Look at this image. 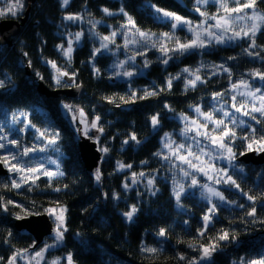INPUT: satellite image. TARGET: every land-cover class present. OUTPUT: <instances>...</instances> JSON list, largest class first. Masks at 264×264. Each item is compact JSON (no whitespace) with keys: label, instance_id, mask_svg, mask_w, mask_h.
Segmentation results:
<instances>
[{"label":"trees","instance_id":"trees-1","mask_svg":"<svg viewBox=\"0 0 264 264\" xmlns=\"http://www.w3.org/2000/svg\"><path fill=\"white\" fill-rule=\"evenodd\" d=\"M153 6L175 12L193 22L201 19L195 12V0H70L66 7L62 6V0H36L31 6L28 21L20 35L14 38L12 46L0 47V81L3 82L0 109L22 111L36 129L55 130L60 134L59 144L63 152L60 168L64 175L54 177L51 187L46 177H40L36 181L39 187H33L32 191H27V185L18 190L0 187V195L6 200L17 201L34 212H43L45 208L56 206L57 202L68 208V231L64 240L60 247L48 252L43 264L57 257L64 258L69 253L75 264H188V261L199 258L201 244L216 242L215 238L221 230L228 231L236 239L218 241L220 250L213 253L210 264H233L241 257L251 259L264 253V223L261 222L264 221V198H261L264 197V165L237 163L244 171L241 173L234 169L229 175L240 185V189L229 184L221 189L226 200L235 203L217 202L218 211L204 230L203 216L209 204L201 200L196 192H188L181 196L183 207H180L168 170L155 155L161 150L162 137L166 133H175L179 128L178 116L190 115L193 106L210 111L213 93L227 94L231 83L249 78L254 69L264 71V60L248 56L243 51L249 46L247 39L234 45H216L182 57L175 56L166 66L152 59L145 74L129 80H121L111 74V58L102 50L92 59L97 48L92 38H84L73 51L71 60L62 55L59 45L65 44L62 36L64 16L84 13L90 18L118 25L125 21V15L107 17L102 9L108 8L116 13L123 7L142 31L156 34L171 31L170 22L162 19ZM218 7L208 4L200 8L215 14ZM259 7L264 9V3ZM176 35L182 42L188 38L183 30L176 31ZM256 42L264 44V29L257 33ZM252 51H260L264 56V50L260 48ZM48 61H54L70 75L75 72L72 85H82L85 89L80 98L49 99L37 91L39 79L52 88H68L53 85L52 68ZM199 63L207 66L224 64L231 69V78L227 73L207 75L204 70L202 78L207 83H198L195 88L186 89L185 81L179 78L173 79L171 88L167 87L168 78L174 77L180 68H195ZM95 68L100 69V75L95 73ZM144 90H155L157 94L140 99ZM133 91L137 96L135 101L130 100ZM65 103L82 108L89 121L94 116L100 117L99 124L103 126L104 133H98V148L107 147L109 151L106 154L102 152L98 166L102 173L99 183L95 172H88L82 161L77 146L78 134L63 112L62 105ZM157 114L160 123L154 129L151 117ZM255 126L258 134L264 127ZM132 134L140 143L130 139ZM237 134H247V129H239ZM31 139V132L28 131L20 142L29 144ZM125 140L127 144L123 143ZM233 148L237 157L245 151L244 143L239 139ZM145 161L147 163H142ZM119 163L131 164L132 167L119 170ZM141 172L146 178L155 177L154 186H148L145 180L132 185V174ZM11 179L10 174L0 176V185L10 183ZM125 182L129 184L128 189L123 186ZM64 185L68 187L64 188ZM54 188L62 190L56 192ZM245 193L257 197L256 217L247 215L252 201ZM114 195H118L119 199H114ZM241 204L243 208L238 207ZM132 205L138 211L129 222L123 213L128 212ZM12 211L20 210L0 211V257H3L0 264H7L17 250L35 249L32 247L34 237L15 228L16 219ZM162 228L166 230L164 237L158 235ZM201 230H204L203 236L199 235ZM9 231L11 236H8ZM190 244L195 247H189ZM144 247L161 251L153 255L142 251ZM180 256L185 259H180Z\"/></svg>","mask_w":264,"mask_h":264},{"label":"snow or ice","instance_id":"snow-or-ice-1","mask_svg":"<svg viewBox=\"0 0 264 264\" xmlns=\"http://www.w3.org/2000/svg\"><path fill=\"white\" fill-rule=\"evenodd\" d=\"M217 4L218 10L215 14H209L206 10L201 11L200 5L207 6L209 3ZM264 3V0H195L196 12L199 13L202 19L199 23H194L192 20L187 19L183 16L178 15L175 12L167 11L163 8L155 7L156 13L160 14L162 19H166L170 22L171 31L162 32L159 34L152 33L150 31H142L139 27H137L136 22L133 20L131 16L128 15L123 9L120 8V12L125 15L127 18L126 23L120 25V28L125 29L126 31L122 33L124 35V44L117 45V50L120 47L124 49H128L130 44L144 46L150 45L152 48H156L160 51L164 57L162 59V63L167 65L168 61L172 59V56H169V52L174 54L183 55L185 53H189L196 49H202L207 47L209 43L213 41L216 44H226L235 40H243L247 39L249 41L248 48L243 49V51L248 56L260 57L261 60H264V56H261L260 51H252L253 49L260 48L264 50V44L258 45L256 42V36L258 32H261L264 29V9L260 8L259 5ZM69 4V0H62V6H67ZM231 5V6H230ZM24 0H13L11 4L7 6V12L13 16H16L20 11L24 9ZM102 11L106 15H114L108 8H103ZM221 11L224 13L221 15ZM5 14L4 9H0V16ZM67 20H82L83 17L81 15H69L65 17ZM215 21L214 24H209L208 21ZM91 23V21H90ZM176 29L187 30L191 33V38L185 39L183 42L180 37L176 35ZM213 29L219 30L213 31ZM231 32V35L228 33ZM83 33H76L75 40L78 42ZM117 36V32L114 30L109 35L103 36L100 38L101 43L98 48H95L93 51L92 59H95V55L101 53V50L111 51L109 48V44H115V37ZM138 37V39H137ZM207 38V39H206ZM171 42L173 44L172 47H169L168 44ZM73 41L69 40L68 45L65 48L63 44L59 45L60 50L63 52V55L71 60V53L73 52L72 47ZM138 54L143 55V52H139ZM27 55V53H25ZM228 59H236V57H228ZM135 56H129L124 61H119L113 65V68L124 69V66L128 64L130 61H134ZM29 63H31L29 61ZM51 64L52 68L55 70V83L57 86H73L67 82L62 84V77H69L70 80L74 81L75 72L71 75L66 70H62L57 66L54 61H48ZM149 61H144V67L149 66ZM204 67L202 64L200 67L195 70L185 68L182 70L181 74H178L175 77H169L167 80V87H172L173 79H179L180 75L183 73H188V77H186L185 88H195L197 83H207V80L202 78L200 73V68ZM217 70L222 69L223 73H227L229 78H231V69L226 67L224 64L213 65ZM95 73L100 75V69L95 68ZM135 73L132 71H122L115 72L114 75H123L126 77H132ZM217 72H213L212 75H216ZM249 75L260 81H264V71H260L259 69L252 70ZM42 78V77H41ZM78 87V85H76ZM0 87H3V82L0 81ZM228 91V90H226ZM230 91L235 93L231 95V107L235 109V113H241L244 117H249L251 121H254V124L248 123V121L244 119H239L234 112L227 110L224 106V103L221 102L219 107L213 106L212 111L204 112L199 106H193L196 113L200 116H203L204 122L200 123L197 119H190L187 116L181 114V119L185 121V126L181 129L180 135L184 136L186 139H191L195 142L198 152L193 151L191 146L186 148L185 143L177 144L174 140H172L171 134H165V142L163 147L168 150L169 155H164L163 151L156 153L155 155L162 157L164 160H171L173 157L179 161L182 165H187V167H181L179 170L183 173L185 178H190L188 183L189 188H197L199 187L201 191V195L205 200H207L211 207L207 209L206 214L203 216L204 226L203 229L206 230L208 225L212 222L213 217L218 211L217 203L212 202V198L215 197L218 202L232 204L234 201L226 200L223 192H221L216 187L209 185L207 183H201L197 177V173L201 174L204 177H207L208 180L213 181L214 184L225 183L231 186H234L236 189H240V185L232 178V176L228 175L227 169L221 167L219 169H215V162L217 160L225 161L227 168L235 169L239 172H243V167L234 164V161L237 158L236 152L233 151V145L237 139L241 140L244 143L245 151L240 152V156H244L249 152H255L257 154L264 153V127H261L258 130L255 125H264V85L259 87H255L253 84V80L240 79L237 83H231ZM157 92L155 90L149 91L144 90V95L139 97L140 99H146L149 96L156 95ZM237 95L240 97H244L241 99L239 103H237ZM225 96L224 92L213 93V100L223 101V97ZM124 100L123 97L120 98ZM137 99L136 92L133 91L130 96L131 101H135ZM128 103L129 101H124ZM250 109L246 110L249 108ZM62 107L66 110L67 113L71 114V119L73 122H77L79 125L83 127H77L76 131L82 133L85 137L89 136V132L95 130L96 132L103 134L104 128L100 126L99 116H94L91 121L88 120L86 113L82 108H76L70 104H63ZM167 107V106H166ZM171 110V109H170ZM221 113V118L216 117V113ZM256 113L259 116L255 115ZM21 115L26 116L25 113H21ZM227 119V123L225 122ZM13 122H17L15 114H13ZM160 121L157 115H153L151 117V124L153 128H157ZM209 124L213 125L211 129H209ZM26 127H35L34 125H26ZM247 129V134L238 136L237 129ZM39 133L38 139L42 138L47 140V146H54L57 144L59 139V132L49 129H44L43 131L37 129ZM201 137L210 142L211 145H214V149L209 151H205L204 147L200 146L201 141L197 138ZM93 139V137H89ZM130 139L136 141V143H140L136 139L135 134L130 136ZM7 140L6 135H0V141ZM94 140L97 144L100 143V137L95 136ZM127 144L128 141L125 140L123 142ZM9 145H14L16 148H20L21 145L17 140H7V143L0 142V150L7 149ZM175 145V147H173ZM45 148H35V147H27L24 146L21 151L14 152L8 151L5 155L0 156V163L4 165L5 168L8 169L9 172L18 174V178H14L10 180V183L0 185V187L8 190L12 189H20L27 185V191H32L33 187H39L36 184V181L40 178L41 175L48 177L49 179V187H51V180L56 176H63V171L59 170V164L55 160H49L48 163L56 164L57 171H52L50 169L44 168L43 166H33L31 163L26 162L23 158L27 157L29 153L35 151H44ZM54 151H58V148H53ZM103 153H108L109 149L107 147H101L99 149ZM183 150V151H182ZM186 153V154H185ZM202 157H207V160L202 159ZM15 161V163H12ZM142 163H147L142 162ZM131 168L132 165H124L122 163L118 164V169L123 170L124 168ZM215 170L217 175H209L210 170ZM95 179L97 183L100 182L102 173L99 168L95 171ZM144 177L145 173L141 172L139 174H132V184H136L137 176ZM221 176L225 177V179L221 180ZM155 177L147 179L148 186H154ZM173 184L176 185L174 188L175 199L180 207H183L180 204L181 196L185 193L184 185L173 179ZM125 189L129 188V184L125 182L123 185ZM68 185H64V188H67ZM56 192H60L61 188H54ZM241 191H243L241 189ZM155 194V191L152 193ZM107 195V194H105ZM247 199L252 201V206L250 210L247 211V215L251 217H256L257 209L255 207V201L257 199L256 196L248 195L245 193ZM114 199H119L118 195H114ZM264 198V197H261ZM35 204V201L32 202ZM238 207L243 208L244 205H238ZM11 209H19L20 211H12L11 214L17 221H23L29 219L33 216H41L46 214L53 221V240L54 243L46 244L39 251L35 252L31 256H26L28 253V249L17 250L14 254L9 257L7 264H17L18 259H25L26 264H32L33 261L36 264H41V261L44 260V253H46L50 248H54L61 244L64 240L65 233L68 231L67 228V213L68 208L66 206L60 205L59 202L56 203V206L45 208L43 212H34L17 201L11 199H5L4 196L0 195V211L4 213H9ZM138 211L135 205H132L131 209L128 212L123 213L126 219L131 222L133 216ZM264 223V221H261ZM204 230L199 232L200 236L204 235ZM11 231L8 232V236H11ZM159 236L164 237L166 235L165 229H160ZM235 240L236 237L234 235L230 236L228 231L221 230V233L215 238L216 242H210L207 244H201L199 246V252L201 253L198 259H193L188 261V264H201V262H207L210 264L212 261L213 253L220 250V246L218 241H227V240ZM32 247H35L33 244ZM189 247H195L190 244ZM142 251L155 255L157 252L161 251V249H157L154 247H144ZM65 261V264H75L73 260V256L69 253L66 257L60 258L57 257L48 262V264H61V260ZM180 259H185L184 256H180ZM0 260H3V257H0ZM233 264H264V253L259 254L255 258L246 259L245 257H241L239 261H234Z\"/></svg>","mask_w":264,"mask_h":264},{"label":"rangeland","instance_id":"rangeland-1","mask_svg":"<svg viewBox=\"0 0 264 264\" xmlns=\"http://www.w3.org/2000/svg\"><path fill=\"white\" fill-rule=\"evenodd\" d=\"M12 2H13V0H0V9H4L5 10V14L0 16V20L4 19V18H14L15 19V18H18L20 16H23V14H24L27 6H28V0H24V5H25L24 9L22 11H20L16 16H13L10 13L7 12V6L9 4H11ZM209 4H215V3H211L210 2ZM203 6L204 5H200V7H203ZM196 13L198 14V16H200L198 12H196ZM118 14H121V12L119 11V12L114 13V15H118ZM223 14L224 13H222L221 15H223ZM76 15H81L83 17V19L82 20H67L65 17H67L69 15H66V16L63 17V21H62V25H63L62 26V28H63L62 36H63V38L65 40V44H64L65 48L68 45V41L72 40L73 41L72 47H73V51H74L76 49V47H79L82 44V42H83L85 37L92 38L96 42L97 48H98L100 46V43H101L100 38L103 37V36L109 35L112 31L115 30L117 32V36L114 38L116 43L115 44H109V48L111 49V51L102 50V52L105 55H107V56H109L111 58L110 68L113 70L112 73H111L113 75H114L115 72H122V71L127 70V71L134 72L135 74L132 77H136L138 75L145 74V72H146V70L148 68V67H144V61L145 60H147V61H149L151 63L152 59L153 60L156 59V60L162 61V59L166 58V57L163 56V54L160 51H158L156 48H152L150 45L144 46L143 44H140V45L130 44L128 49H124L123 47H120L117 50V45H121L122 46L124 44V35L122 33H124L126 30L120 28V25L126 23V20H127L126 17H124V19H125L124 22H122V23H120L118 25H113V24L109 23L106 20H98V19L90 18L89 16H86L84 13H79V14H76ZM114 15H111V16H114ZM106 16L109 17V15H106ZM200 18H201L200 21L202 19H204L201 16H200ZM90 21H91V23H90ZM199 22H194V23H199ZM208 23L209 24H214L215 21L209 20ZM178 30H181V29H176L175 31H178ZM183 31L187 34L188 38H191V33H189L186 29L183 30ZM213 31H217V33H219V30H217V29H213ZM81 32L83 33V35L81 36L80 40L77 42L75 40V34L76 33H81ZM228 35H231V32H229ZM137 39H138V37H137ZM238 41H241V40L231 41V42H228L226 44H216L213 41L212 43H209L207 45V47L202 48V49H196V50H193L191 52L207 50V49H209V48H211L213 46H216V45H221V46L234 45ZM168 46L172 47L173 44L171 42H169ZM139 52H143L144 54L140 55V54H138ZM191 52H189V53H191ZM72 53H71V56H72ZM189 53H185L183 55H179V54H174L172 52H169V56H172V59H175V56L182 57V56L187 55ZM62 55H63V52H62ZM129 56H135V60L134 61H130L128 64H126L124 66V69L113 68V65L115 63H117L119 61H124ZM64 58H66L68 60L67 57L64 56ZM172 59H170L168 61L167 65L170 64L173 61ZM202 64L203 63H199L197 67L189 68V69L195 70L196 68L200 67ZM203 65H204V67L200 68V73H199L201 76L203 75L204 70H206V74L207 75H212L213 72H217V74H222L223 73L222 69L217 70L215 67H212L214 64H210V66H207L206 64H203ZM51 68H52V66H51ZM185 68L186 67L180 68L179 71L174 75V77L177 76L178 74H181L182 70L185 69ZM52 73H53V76H52L53 85L56 87L57 85H56L55 79H54V76H55L56 73H55V70L53 68H52ZM188 75H189L188 73H183L182 75H180V78L183 79L186 82V77H188ZM114 76L116 78H118V79H121V80H129V79L132 78V77L129 78V77H126V76H123V75H119V76L114 75ZM246 80H253V84H254L255 87H259L261 85H264V81H260L258 79H254L251 76L249 78H247ZM63 81H64V77H62V82ZM233 94H235V93L231 92L230 89H229L228 93L225 94V96L223 97V101L212 100V108H211L210 111H212L214 105L216 107H219V104L221 102H223L224 106H225V108L227 110L235 113V109H233L231 107V103H232L231 95H233ZM241 99H244V97H240L239 95H237V101L236 102L239 103V101ZM249 109H250V105H249V108L246 109V110H249ZM210 111H208V112H210ZM63 112H64L65 117L68 119L70 124L75 129V132L78 134V137L80 135L84 136L82 133L76 131L77 127H83V126L79 125L77 122H73L72 119H71V114L67 113L64 108H63ZM21 113H24V112H22V111L10 112L6 108H1L0 109V135H6L7 136V140H17V141H19V143L21 145L20 148H16V146H14V145H9L7 149L0 150V156L5 155L8 151L19 152V151L22 150V148L24 146L35 147V148H45V150L42 151V152L41 151L31 152V153H29V155L27 157H24L23 159L26 162L31 163L33 166L40 165V166H43L44 168L50 169V170H52L54 172L57 171V165L48 163V161L49 160H55L59 164V170H61V168H60V159L63 156V152L60 149L59 139H58V142H57L56 145H54V146L49 145V146L46 147L47 140L42 139V138H40V139L37 138L39 136V133L37 132V129L35 127H26V125H29L28 116L27 115L26 116L21 115ZM13 114H15L16 120H17V122H15V123L13 122ZM235 115L239 119H244V120L248 121V123H251V124L254 123V121H251L249 117H244L241 113H235ZM255 115L258 116L259 114L256 113ZM184 116H187L190 119H197L198 122H200V123L204 122L203 116H200L198 113H196L194 108L191 109V114L190 115H184ZM216 117L217 118H221V113L217 112L216 113ZM177 120L179 121V124H180L179 128L175 131V133H168V134H171L172 140H174L177 144L183 142V143H185L186 148L188 146H191L193 151L198 152V148H197L195 142H193L191 139H186L184 136L180 135L181 129L185 126V121L183 119H181V115L177 117ZM225 122L226 123L228 122L227 119H226ZM212 127H213V125L209 124V129H211ZM237 130H239V129H237ZM28 131L31 132L32 139L30 140L29 144L28 143L27 144H23V142H20V141L23 140V137L26 136V133ZM41 131H43V130H41ZM94 132H96V131L95 130L90 131L88 137H92V134ZM197 139L201 141V143H200L201 147H204L205 145H207V147H205V151H209L211 149H214L215 146L211 145L210 142L207 141L206 139H203L201 137H198ZM7 140L0 141V142L7 143ZM164 142H165V135L161 139V150H160V152L163 151L164 155H169L168 150L163 147ZM173 147H175V145H173ZM53 148H58V151H54ZM233 151H234V148H233ZM159 158L162 161V163H164V165L166 166V169L168 170V174H169V177L171 179L173 193H174V188L176 187V185L173 184V179H175L176 181H178L179 183L184 185V188H185V193L184 194H186L188 192H193V193L196 192L198 197L201 200H203L204 202H206L207 204H209V206L211 207V204L207 200H205L203 198V196L201 195V191L202 190L199 187L194 188V189L188 187V183L190 181V178H185L183 176V173L180 172V170H179L181 167H185L186 168L187 165H182L174 157L171 160H167V161L162 159V157H160V156H159ZM237 158L234 161V164H236V165L238 163ZM202 159L207 160L208 158L207 157H202ZM12 163H15V161H12ZM221 167H224V168L227 169L228 175L230 174V172L232 170H234L232 168H227V165H226L225 161L217 160L215 162V169H219ZM7 171H8V169H7ZM8 174H10V176H12L13 179L14 178H18V174L11 173L9 171H8ZM196 175H197V177H198V179L200 180L201 183H207L209 185H212V186L216 187L217 189H219L220 191H221L222 188L228 186V184H225V183L214 184L213 181L208 180L207 177H204V176H202L199 173H197ZM209 175H217V173L213 169V170L209 171ZM40 177H45V176L41 175ZM146 177H147L146 175L144 177H140L138 175L136 177L137 183H141V182H143V180H145L146 181L145 183L147 184V179H149V178H146ZM46 178H48V177H46ZM220 178H221V180L225 179V177H223V176H221ZM132 179H133V177H131V181H132ZM212 202L213 203H217L218 201L216 200L215 197H213L212 198ZM218 203H221V202H218ZM49 237H51L50 240H47L46 238H48V237H46L44 239V242L40 246H38L34 250H29L28 253L26 254V256H31L32 254H34L35 252H37L41 248H43L46 244L54 243L53 234L51 236H49ZM61 244H59L58 246H56L54 248H50L46 253H44V260L41 261V264H43L45 262L48 252L50 250H54V249L60 247ZM51 260H53V259H51ZM51 260H49V261H51ZM17 264H26V260L25 259H18ZM32 264H36V262L33 261ZM61 264H65V261L63 259L61 260ZM201 264H207V262H201Z\"/></svg>","mask_w":264,"mask_h":264},{"label":"water","instance_id":"water-1","mask_svg":"<svg viewBox=\"0 0 264 264\" xmlns=\"http://www.w3.org/2000/svg\"><path fill=\"white\" fill-rule=\"evenodd\" d=\"M36 0H28V6L23 14L17 19L4 18L0 20V46H12L14 38L20 35L21 28L26 24L29 18L32 4ZM27 74L30 75V69L27 68ZM64 80L73 84L74 81L69 77H64ZM37 91L46 98H73L78 99L85 92L82 85H73L68 88H52L48 86L42 79L37 81ZM98 136V132H94L92 137ZM78 149L80 156L88 172L94 173L98 168L102 159V152L98 148V144L89 137L79 136ZM238 162L244 164L264 165V153L257 154L249 152L244 156L237 158ZM8 175L7 169L0 163V176ZM15 228L18 231H26L35 239V247H38L44 242L46 237L52 235L53 222L46 215L33 216L23 221L15 222Z\"/></svg>","mask_w":264,"mask_h":264},{"label":"bare ground","instance_id":"bare-ground-1","mask_svg":"<svg viewBox=\"0 0 264 264\" xmlns=\"http://www.w3.org/2000/svg\"><path fill=\"white\" fill-rule=\"evenodd\" d=\"M25 26V25H24ZM21 30H22V28H21ZM21 33V32H20Z\"/></svg>","mask_w":264,"mask_h":264}]
</instances>
